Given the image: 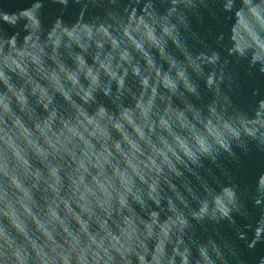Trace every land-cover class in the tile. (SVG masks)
I'll list each match as a JSON object with an SVG mask.
<instances>
[{"label": "clouds", "instance_id": "clouds-1", "mask_svg": "<svg viewBox=\"0 0 264 264\" xmlns=\"http://www.w3.org/2000/svg\"><path fill=\"white\" fill-rule=\"evenodd\" d=\"M0 264H264V0H0Z\"/></svg>", "mask_w": 264, "mask_h": 264}, {"label": "water", "instance_id": "water-1", "mask_svg": "<svg viewBox=\"0 0 264 264\" xmlns=\"http://www.w3.org/2000/svg\"><path fill=\"white\" fill-rule=\"evenodd\" d=\"M53 10L54 9L48 8L46 9V12H50ZM215 23L216 22L213 21L210 17L205 16L203 24L194 22L193 26L197 31H200L202 29L206 30L204 31V35L207 36L208 31L215 29ZM209 43H211V41H209ZM233 71L239 73V77L242 82L248 83V78L245 75V69L243 67H234ZM238 159L239 164L231 160L222 162V167L228 172L227 178L221 174L219 169L212 168V171L222 183L228 184L231 181L240 185L243 189L245 186H250L254 183L259 169L255 161L249 157H245L241 154L238 155ZM237 223L243 224L244 221L237 217ZM217 234L219 235L217 236ZM232 234V228L227 223H221L220 225H205L204 228L197 229V237L199 239H206L209 236L213 238H229L232 236ZM257 254H260V250H258Z\"/></svg>", "mask_w": 264, "mask_h": 264}]
</instances>
